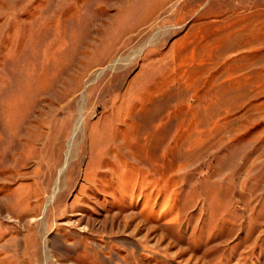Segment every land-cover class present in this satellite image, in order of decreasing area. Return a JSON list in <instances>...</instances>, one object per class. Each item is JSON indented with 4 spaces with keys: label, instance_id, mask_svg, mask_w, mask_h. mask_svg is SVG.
Listing matches in <instances>:
<instances>
[{
    "label": "rangeland",
    "instance_id": "374dc122",
    "mask_svg": "<svg viewBox=\"0 0 264 264\" xmlns=\"http://www.w3.org/2000/svg\"><path fill=\"white\" fill-rule=\"evenodd\" d=\"M0 264H264V0H0Z\"/></svg>",
    "mask_w": 264,
    "mask_h": 264
},
{
    "label": "bare ground",
    "instance_id": "6f19581e",
    "mask_svg": "<svg viewBox=\"0 0 264 264\" xmlns=\"http://www.w3.org/2000/svg\"><path fill=\"white\" fill-rule=\"evenodd\" d=\"M48 200H50V199H48Z\"/></svg>",
    "mask_w": 264,
    "mask_h": 264
}]
</instances>
